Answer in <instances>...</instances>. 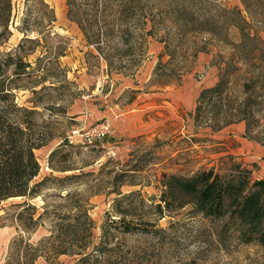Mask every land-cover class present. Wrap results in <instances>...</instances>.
<instances>
[{"label":"rangeland","instance_id":"obj_1","mask_svg":"<svg viewBox=\"0 0 264 264\" xmlns=\"http://www.w3.org/2000/svg\"><path fill=\"white\" fill-rule=\"evenodd\" d=\"M216 1L222 7L240 9L251 24V34L259 31L263 42L254 46L256 58L247 56L253 62L237 63L233 46L209 34L170 37L169 29H161L147 37L139 66L133 67L128 58L113 57L108 68L96 51L86 47L77 26L66 19L65 0H44L55 21H44L43 9L34 14L32 19L40 23L39 42L46 48H38L29 60L35 61L46 50L54 52V47L64 49L65 54L51 62L53 77L22 83L16 93L20 104H37V122L44 131L45 144L35 151L40 165L36 181H48L40 196L29 201L34 209H28L24 217L31 211L36 217L44 211L49 214L35 232L24 234L30 242L50 234L54 213L69 211H81L92 220L97 242L107 214L117 215L113 200L120 199L119 194L129 196L121 206L132 215L128 220L152 215L162 174L188 177L211 168L228 174L241 164L251 171L252 180L264 178V0H247V9L242 0ZM8 3L11 36L0 45L1 52L18 45L23 34L16 27L33 4L0 0V21L6 17L3 11ZM157 22L155 27L160 26ZM226 36L229 43L240 41L235 27L226 29ZM220 74L227 81L222 95L208 105L201 102L196 114L200 92L214 87ZM145 103L150 106L144 110V119L152 126L138 136L121 134L117 116ZM110 108L118 111L116 117L107 115ZM99 123L108 125L110 134L90 141L74 134ZM130 201L134 202L128 205ZM25 207L22 199L2 202L0 216H16ZM156 221L160 228L173 223L177 235L173 248L163 250L157 264H264V248L240 243L226 218H205L185 207ZM19 234L22 231L11 222L0 228V264L5 263L10 243ZM135 242L136 238L127 239L128 244ZM42 255L35 264L75 262L74 255Z\"/></svg>","mask_w":264,"mask_h":264},{"label":"trees","instance_id":"obj_2","mask_svg":"<svg viewBox=\"0 0 264 264\" xmlns=\"http://www.w3.org/2000/svg\"><path fill=\"white\" fill-rule=\"evenodd\" d=\"M31 1L33 4L26 8L25 17L16 27L23 34L20 42L8 51H0V203L22 199L26 206L16 216L7 213L0 216V228L11 222L23 233L11 241L4 264H35L42 253L54 257L74 255V264H157L160 253L173 248L177 235L173 223L160 228L156 220L185 207L205 218H226L240 243L264 248V178L252 180L251 171L241 164H235L228 174H220L213 168L188 177L162 174L158 202L151 206L152 215L136 221L128 220L132 215L121 209L129 196L119 194L120 199L113 200L117 215L107 214L97 242H94L92 220L81 211L54 213L56 222L52 231L37 243L24 237L35 232L49 214L44 211L36 217L31 211L24 217L33 208L29 201L40 196L48 178L36 181L40 165L35 151L45 144L43 128L37 122V104H20L16 93L22 83L53 77L51 62L65 54L64 49L54 47V52L46 50L35 61L29 60L38 48H46L39 42L40 23L32 17L43 9L44 21L48 24L55 21L44 0H26V4ZM242 4L246 9L249 7L247 0H242ZM65 6L66 19L77 26L86 47L96 51L108 68L113 64V57L128 58L133 67L139 66L147 37L156 36L161 29H169L170 37L209 34L217 42L232 45L236 62L243 64L253 62L254 46L263 42L259 31L251 34V24L240 9L222 7L216 0H65ZM5 8L6 17L0 21V45L11 36L10 3ZM156 21L160 26L155 27ZM229 27H235L240 33L236 44L227 39ZM31 33H36V38H30ZM163 44L169 52L167 41ZM111 50L114 53L110 55ZM249 54H253L252 58H247ZM162 56L163 53L159 58ZM223 77L220 74V81L214 87L200 92L196 114L200 112L201 102L208 105L222 95L227 84ZM139 202L144 203L142 199ZM128 238H136V244H128ZM141 240L144 244H140Z\"/></svg>","mask_w":264,"mask_h":264},{"label":"crops","instance_id":"obj_3","mask_svg":"<svg viewBox=\"0 0 264 264\" xmlns=\"http://www.w3.org/2000/svg\"><path fill=\"white\" fill-rule=\"evenodd\" d=\"M64 57V56H62ZM209 88V87H208ZM174 96V95H173ZM156 98V97H155ZM144 103V102H143ZM169 104V102H166ZM150 103H145L143 105H138L137 108L124 110L123 113H119V117L116 119V127L124 136H138L146 132L149 126H152V123L146 121L144 110L147 109ZM173 107V104H170ZM162 108V106H160ZM174 108V107H173ZM118 111L115 108H110L107 111L109 117H116ZM152 119V118H149ZM155 122V121H154Z\"/></svg>","mask_w":264,"mask_h":264},{"label":"built area","instance_id":"obj_4","mask_svg":"<svg viewBox=\"0 0 264 264\" xmlns=\"http://www.w3.org/2000/svg\"><path fill=\"white\" fill-rule=\"evenodd\" d=\"M110 132L111 130L108 125L104 123H99L85 131H75L74 134H78L79 136L85 138L87 141H90L94 138H103L110 134Z\"/></svg>","mask_w":264,"mask_h":264}]
</instances>
